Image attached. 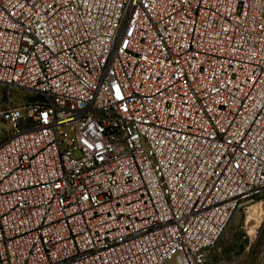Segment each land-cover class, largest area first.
I'll return each instance as SVG.
<instances>
[{"label":"built area","instance_id":"1","mask_svg":"<svg viewBox=\"0 0 264 264\" xmlns=\"http://www.w3.org/2000/svg\"><path fill=\"white\" fill-rule=\"evenodd\" d=\"M0 83V264H203L264 191V0H0Z\"/></svg>","mask_w":264,"mask_h":264},{"label":"rangeland","instance_id":"2","mask_svg":"<svg viewBox=\"0 0 264 264\" xmlns=\"http://www.w3.org/2000/svg\"><path fill=\"white\" fill-rule=\"evenodd\" d=\"M35 97L30 91L0 83V111L31 101ZM10 131V123L0 118V141L4 140ZM263 202L264 191L247 201L237 211L220 240L207 252L203 264H264V257H260L264 251V212L257 214H261L258 216L260 222L254 229L249 227L248 221L253 208ZM167 264L179 263L172 260Z\"/></svg>","mask_w":264,"mask_h":264},{"label":"bare ground","instance_id":"3","mask_svg":"<svg viewBox=\"0 0 264 264\" xmlns=\"http://www.w3.org/2000/svg\"><path fill=\"white\" fill-rule=\"evenodd\" d=\"M259 212H261V213L264 212V202L261 203V204L260 203L257 204V206H255L253 208V212L248 217L249 218L248 221H249V225H250L249 227H251L252 229H254L255 227H257L258 224H259V222H260V220L258 219V216L260 217L261 214L260 215H257Z\"/></svg>","mask_w":264,"mask_h":264}]
</instances>
